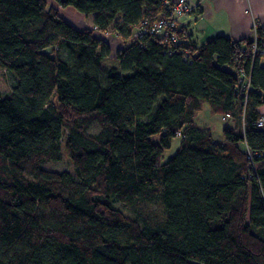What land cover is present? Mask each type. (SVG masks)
<instances>
[{"label": "trees", "instance_id": "1", "mask_svg": "<svg viewBox=\"0 0 264 264\" xmlns=\"http://www.w3.org/2000/svg\"><path fill=\"white\" fill-rule=\"evenodd\" d=\"M52 1L0 0L15 77L0 92V264H264V27L254 55L252 38L198 44L185 27L136 37L167 0ZM204 102L231 115L223 141L196 123ZM63 148L73 170L45 168Z\"/></svg>", "mask_w": 264, "mask_h": 264}, {"label": "crops", "instance_id": "2", "mask_svg": "<svg viewBox=\"0 0 264 264\" xmlns=\"http://www.w3.org/2000/svg\"><path fill=\"white\" fill-rule=\"evenodd\" d=\"M188 2L192 5L193 11L181 18L179 24L192 33L193 40L198 44L219 35H224L233 40L253 38L257 32V27L259 25L264 27V0H188ZM53 4L58 6L54 1ZM71 10L65 16L62 8L60 9L68 21H73L70 22L79 29H83L84 26L78 23L76 19L79 20L80 16L85 14L75 13L77 11L75 8ZM85 16L86 19L90 18V25H93L94 14ZM113 43L117 47H114ZM110 44L113 49H117L122 46V41L118 37L112 36ZM260 112L264 115V104L260 107ZM212 114L214 113L212 112ZM196 123L199 127L210 129L215 137L216 130L213 124H204L206 125L204 126L199 123V117H197ZM222 124V128L217 132L218 137H215L218 141L224 139L225 122L223 121ZM228 124H232V121Z\"/></svg>", "mask_w": 264, "mask_h": 264}, {"label": "built area", "instance_id": "3", "mask_svg": "<svg viewBox=\"0 0 264 264\" xmlns=\"http://www.w3.org/2000/svg\"><path fill=\"white\" fill-rule=\"evenodd\" d=\"M168 3V11L170 13L168 15H164L156 19L155 21H151L150 19H146L142 22L139 28L134 32L136 37H144L146 35L151 36H166L169 37L171 41L177 42L179 41L178 31L180 30L181 26L179 21L181 18L187 16L190 12L193 11L192 5L188 2V0H167ZM98 36L107 40L106 37H112L110 33H99L97 32ZM264 39V38H263ZM252 52L255 55L260 50V45L258 42V35L255 32L254 37L252 38ZM109 41V40H107ZM264 41V40H263ZM110 42V41H109ZM120 48V47H118ZM171 52V51H170ZM264 52V51H263ZM233 72L237 73V70L233 69ZM240 89L241 93L248 94L251 89V79L246 71L240 72ZM226 120L231 119V115L227 114L223 116ZM256 125L259 128L264 129V115H262L257 121ZM246 151L248 152L249 156L254 158L255 156H260L256 152L252 151L248 146H246Z\"/></svg>", "mask_w": 264, "mask_h": 264}, {"label": "rangeland", "instance_id": "4", "mask_svg": "<svg viewBox=\"0 0 264 264\" xmlns=\"http://www.w3.org/2000/svg\"><path fill=\"white\" fill-rule=\"evenodd\" d=\"M49 2L51 4H53L52 0H49ZM73 7L72 6H68L65 8H62L63 11V15L65 14V16H67V12L72 11ZM61 9V8H60ZM74 9V8H73ZM75 11V10H74ZM75 13H78L81 15L80 12L75 11ZM86 16H80L79 20L76 19V21L78 23H81V25L84 26V28H88V27H93V25H90V18H85ZM71 21V20H70ZM73 22V21H71ZM83 28V29H84ZM107 40H111V37H106ZM114 47L115 44L113 43ZM15 84V77L14 75L6 70H0V92L2 94H9L12 92L13 89V85ZM199 117V123L204 125V124H213V127H215V137H218V133L220 131V128H222V123L223 121L226 123H228L227 121H225V119L222 116H219L217 114H212L209 104L207 102H204L203 104V108L202 110L198 113ZM208 122V123H206ZM206 126V125H204ZM209 126V125H208ZM100 130V125L97 121H95L92 126L90 127L89 131L91 133H98ZM181 145V138L180 137H175L173 140V145L172 148L169 149L166 154H165V161H167L168 159H170L171 157L175 156V154L177 153L178 149L180 148ZM44 167L50 170H73V166L71 163L70 158L67 156L64 148L62 149V157L59 161L57 160H49L44 164ZM114 205L118 208H122L126 213L128 214H132L129 210L125 209L122 204L120 202H114Z\"/></svg>", "mask_w": 264, "mask_h": 264}]
</instances>
